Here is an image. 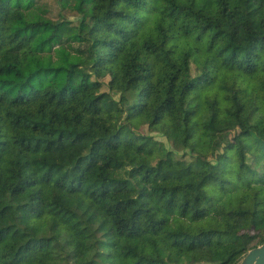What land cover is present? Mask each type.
I'll return each mask as SVG.
<instances>
[{
  "label": "trees",
  "instance_id": "16d2710c",
  "mask_svg": "<svg viewBox=\"0 0 264 264\" xmlns=\"http://www.w3.org/2000/svg\"><path fill=\"white\" fill-rule=\"evenodd\" d=\"M54 1L0 0V264H234L264 239V0Z\"/></svg>",
  "mask_w": 264,
  "mask_h": 264
},
{
  "label": "water",
  "instance_id": "95a60500",
  "mask_svg": "<svg viewBox=\"0 0 264 264\" xmlns=\"http://www.w3.org/2000/svg\"><path fill=\"white\" fill-rule=\"evenodd\" d=\"M234 264H264V239L257 246L250 248Z\"/></svg>",
  "mask_w": 264,
  "mask_h": 264
},
{
  "label": "rangeland",
  "instance_id": "374dc122",
  "mask_svg": "<svg viewBox=\"0 0 264 264\" xmlns=\"http://www.w3.org/2000/svg\"><path fill=\"white\" fill-rule=\"evenodd\" d=\"M50 2H51V5H52V8H53V14H54L53 16L56 17L57 16V12L59 11L60 8H58V6H57V4L55 3L54 0H50ZM69 18H71V17L69 16Z\"/></svg>",
  "mask_w": 264,
  "mask_h": 264
}]
</instances>
